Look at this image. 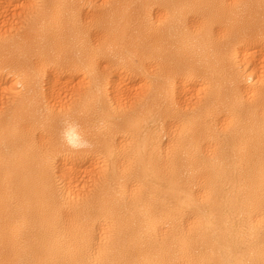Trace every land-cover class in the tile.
<instances>
[{"label":"bare ground","instance_id":"obj_1","mask_svg":"<svg viewBox=\"0 0 264 264\" xmlns=\"http://www.w3.org/2000/svg\"><path fill=\"white\" fill-rule=\"evenodd\" d=\"M0 264H264V0H0Z\"/></svg>","mask_w":264,"mask_h":264}]
</instances>
